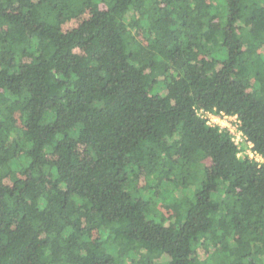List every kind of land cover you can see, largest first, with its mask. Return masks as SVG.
<instances>
[{"label":"trees","instance_id":"obj_1","mask_svg":"<svg viewBox=\"0 0 264 264\" xmlns=\"http://www.w3.org/2000/svg\"><path fill=\"white\" fill-rule=\"evenodd\" d=\"M199 112L264 159V0H0V264H264V165Z\"/></svg>","mask_w":264,"mask_h":264},{"label":"built area","instance_id":"obj_2","mask_svg":"<svg viewBox=\"0 0 264 264\" xmlns=\"http://www.w3.org/2000/svg\"><path fill=\"white\" fill-rule=\"evenodd\" d=\"M201 117L207 120L209 126H217L222 130H226L231 135V140L236 147L237 153L236 157L238 159H246L254 161L260 165H264V159L253 151V144L245 137L242 131L239 129V120L236 116H227L223 113L221 114H202L199 112Z\"/></svg>","mask_w":264,"mask_h":264},{"label":"rangeland","instance_id":"obj_3","mask_svg":"<svg viewBox=\"0 0 264 264\" xmlns=\"http://www.w3.org/2000/svg\"><path fill=\"white\" fill-rule=\"evenodd\" d=\"M173 198H174L173 195L168 193H163L159 201L164 203H172ZM104 248L107 250L109 254L116 256L117 248L115 245H111L107 242L104 244Z\"/></svg>","mask_w":264,"mask_h":264}]
</instances>
